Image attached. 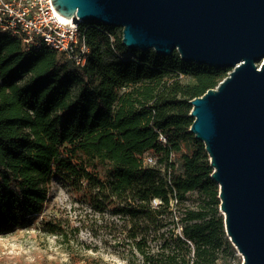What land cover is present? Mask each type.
<instances>
[{
	"label": "trees",
	"instance_id": "16d2710c",
	"mask_svg": "<svg viewBox=\"0 0 264 264\" xmlns=\"http://www.w3.org/2000/svg\"><path fill=\"white\" fill-rule=\"evenodd\" d=\"M79 30L89 47L82 66L0 33V233L40 213L56 177L123 209L145 264H234L208 154L189 132L190 100L230 68L128 50L120 28L98 22ZM42 228L66 233L56 218Z\"/></svg>",
	"mask_w": 264,
	"mask_h": 264
},
{
	"label": "water",
	"instance_id": "95a60500",
	"mask_svg": "<svg viewBox=\"0 0 264 264\" xmlns=\"http://www.w3.org/2000/svg\"><path fill=\"white\" fill-rule=\"evenodd\" d=\"M50 2L74 24L120 28L128 50L176 51L185 62L230 68L190 100L189 132L208 154L225 233L242 264H264V0Z\"/></svg>",
	"mask_w": 264,
	"mask_h": 264
},
{
	"label": "rangeland",
	"instance_id": "374dc122",
	"mask_svg": "<svg viewBox=\"0 0 264 264\" xmlns=\"http://www.w3.org/2000/svg\"><path fill=\"white\" fill-rule=\"evenodd\" d=\"M184 146L189 151L194 148L190 140ZM98 170L104 171L102 167ZM47 188L48 199L39 214L0 233V264H145L128 237L123 209L106 206L103 200L91 203L81 190L56 177ZM55 218L65 228L64 237L42 228L44 220ZM234 250L235 257L225 252V258L242 264V256Z\"/></svg>",
	"mask_w": 264,
	"mask_h": 264
},
{
	"label": "built area",
	"instance_id": "2783aa9c",
	"mask_svg": "<svg viewBox=\"0 0 264 264\" xmlns=\"http://www.w3.org/2000/svg\"><path fill=\"white\" fill-rule=\"evenodd\" d=\"M71 19L56 12L50 0H0V33L18 36L27 49H54L82 66L89 47L79 30L83 22ZM145 163L153 165L154 157L146 154Z\"/></svg>",
	"mask_w": 264,
	"mask_h": 264
}]
</instances>
